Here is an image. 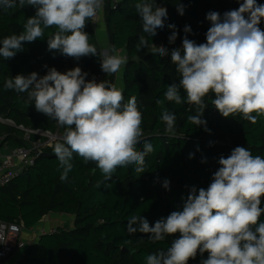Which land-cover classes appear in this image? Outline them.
I'll list each match as a JSON object with an SVG mask.
<instances>
[{
  "label": "trees",
  "instance_id": "1",
  "mask_svg": "<svg viewBox=\"0 0 264 264\" xmlns=\"http://www.w3.org/2000/svg\"><path fill=\"white\" fill-rule=\"evenodd\" d=\"M138 2L104 0L102 17L109 52L114 46L127 57L120 76L124 103L135 96L142 113L143 137L137 150L142 151L145 142L155 149L145 157L146 171L138 176L134 166L129 165L117 168L112 178L105 180L94 162L85 164L74 154L73 169L67 181H62V169L54 153L55 144L62 141L54 142L32 166L0 187V221L30 229L46 214L61 213L72 216V223L39 235L36 242L24 247L16 264H146L148 255L166 251L179 233L153 242L148 234L135 230L136 225L129 223L131 217H146L154 224L171 212L182 210L192 188L197 193L200 188L207 189L219 168V158L227 157L237 146H245L253 155L264 157V116L258 117L255 124L239 113L224 117L212 104L215 98L212 93L203 98L206 108L201 118L206 125L196 126L188 121L187 117L197 115L199 109L187 103L182 90L184 103L165 101L164 107L176 117L173 132H166V125L160 120L162 109L156 101L164 99L168 85L179 83L180 75L171 61V52L160 56L152 54L150 48L137 47L141 36L149 44L163 45L171 51L182 49L185 36L197 44L206 43V32L211 26L206 15L215 11L223 17L225 12L238 9L242 0H150L154 6L165 7L168 13L165 27L157 29L152 38L142 30L135 8ZM256 2L264 4V0ZM180 5L183 15L177 10ZM35 13V7L22 8L18 0L14 8H0V42L23 32L27 19ZM93 20L86 22L84 31L89 35V43L101 51ZM169 25H175L174 42H169L173 32ZM185 26L191 31L185 33ZM259 27L264 30V19ZM55 31L46 29L44 38L23 42L13 58L0 57V116L10 118L16 125L64 130L55 120L35 110L27 92L6 89L7 79L32 72L43 77L51 68L64 73L80 67L88 74L86 80L102 74L99 56H84L73 62L59 51H50L47 38ZM108 81L115 83V74L109 75ZM0 134L5 135L8 146L22 144V131L15 126L0 123ZM165 180L169 181L166 190ZM261 206L264 207V201ZM260 219L264 222V215ZM122 248L127 251L121 252ZM206 258L207 253L203 256L198 253L188 264H200Z\"/></svg>",
  "mask_w": 264,
  "mask_h": 264
},
{
  "label": "clouds",
  "instance_id": "2",
  "mask_svg": "<svg viewBox=\"0 0 264 264\" xmlns=\"http://www.w3.org/2000/svg\"><path fill=\"white\" fill-rule=\"evenodd\" d=\"M19 6L36 8L33 17L24 24L23 32L5 37L0 42V57L13 58L23 42L44 38L46 29L56 31L47 38L48 49L79 59L99 56L101 69L116 74L127 57L113 46L111 53L98 51L89 43L84 31L86 22L104 8V0H18ZM17 0H0V8H14ZM148 37L157 35L165 27L167 9L150 0L135 5ZM183 15V6H178ZM247 16V18H246ZM206 19L211 26L206 43L197 44L187 36L182 49L171 51V61L180 75L178 84H170L161 107L160 120L166 132L172 133L176 117L164 107L165 101L179 105L185 102L198 106V114L187 117L196 126L206 125L201 117L206 108L203 98L214 94L212 104L224 117L242 114L255 124L264 116V4L256 0H242L238 9L220 13L210 11ZM169 42L176 39L175 25ZM185 33L191 31L185 26ZM138 49L150 48L154 55H168L163 45L156 46L145 36L139 38ZM87 73L75 67L64 73L55 68L43 77L36 72L28 76L16 75L5 81L6 89L27 92L35 110L55 120L64 128L62 142L56 143L54 153L62 169L60 179L67 181L76 154L85 164L94 162L105 180H110L120 167L134 166L138 176L146 171L145 157L154 152L151 143H141L142 113L136 97L124 103L123 90L105 80H86ZM255 113V115H253ZM207 189L195 187L187 196L182 210L171 212L150 224L146 217L133 216L129 223L136 231L148 234L153 242L179 233L167 250L146 257V264H188L199 253L207 258L200 264H264V157L253 155L245 146L235 147L227 157L218 160ZM163 186L168 188L169 181Z\"/></svg>",
  "mask_w": 264,
  "mask_h": 264
},
{
  "label": "built area",
  "instance_id": "3",
  "mask_svg": "<svg viewBox=\"0 0 264 264\" xmlns=\"http://www.w3.org/2000/svg\"><path fill=\"white\" fill-rule=\"evenodd\" d=\"M93 79L100 82L102 74H98ZM0 123L15 126L22 131V144L14 147L8 146L5 143V135L0 134V187L7 184L23 169L32 166L35 159L51 147L54 142L62 141L64 133L42 127L31 129L21 124L16 125L10 118L2 116H0ZM22 230L20 225L0 221V260H5L16 250L22 251L24 249L26 243L19 237ZM55 231V228L41 229L38 235Z\"/></svg>",
  "mask_w": 264,
  "mask_h": 264
},
{
  "label": "crops",
  "instance_id": "4",
  "mask_svg": "<svg viewBox=\"0 0 264 264\" xmlns=\"http://www.w3.org/2000/svg\"><path fill=\"white\" fill-rule=\"evenodd\" d=\"M101 13V16H102V11L100 12ZM109 51V49L107 50ZM111 53V52H109ZM118 53H122L121 51H118ZM102 74H103V79L102 81H105V80H109V75L105 72L102 71ZM118 75L115 74V83L117 82V78H118V81L119 83L118 84H115L118 88L121 89V77H117ZM64 132V130H63ZM53 220H58V224H60L61 226H64L65 224H70L72 222V216L70 217V215H66V214H59V213H49V214H46L42 220L34 227L30 228V229H24L22 230V232H24L21 236V240L24 241L27 244L29 243H33V242H36L37 239L39 238V235L35 232V227L36 229L39 231L41 229H45V230H50L51 228H56L58 227L59 225H54V222ZM71 225V224H70ZM39 227V228H37ZM30 231V232H28ZM28 239H30V241H27ZM21 251H15L14 253H12L8 258H6L5 260L1 261L0 264H16L17 262V259L20 255Z\"/></svg>",
  "mask_w": 264,
  "mask_h": 264
},
{
  "label": "rangeland",
  "instance_id": "5",
  "mask_svg": "<svg viewBox=\"0 0 264 264\" xmlns=\"http://www.w3.org/2000/svg\"><path fill=\"white\" fill-rule=\"evenodd\" d=\"M94 27H95V32H96V38H97V40H98V43H99V46H100V48H101V51H107L108 49H109V47H108V41H107V31H106V26H105V22H104V20H103V17L101 16V13H99L95 18H94ZM159 47V46H158ZM109 52V51H108ZM168 52H171V50H169L168 49ZM120 55H123L122 53H119ZM124 56V55H123ZM70 59L74 62V61H76L77 59H75V58H72V57H70ZM123 68V65H122V67H121V69H120V71L118 72V73H116V75H118L117 77H119L120 78V76H121V74H122V69ZM119 83V81H118V78H117V82L115 83V84H118ZM71 217V216H70ZM53 221H55L54 222V225H59V226H61L60 224H58V220H53ZM72 223V222H71ZM70 223V224H71ZM69 224V225H70ZM65 225H68V224H65ZM64 225V226H65ZM37 228H39V227H37ZM25 232V231H24ZM24 232H22V234L24 233ZM28 232H30V231H28ZM35 232L38 234L39 233V231L36 229V227H35ZM22 234H20V238H21V236H22ZM22 239V238H21ZM25 241V240H24ZM27 241H30V239H28Z\"/></svg>",
  "mask_w": 264,
  "mask_h": 264
},
{
  "label": "water",
  "instance_id": "6",
  "mask_svg": "<svg viewBox=\"0 0 264 264\" xmlns=\"http://www.w3.org/2000/svg\"><path fill=\"white\" fill-rule=\"evenodd\" d=\"M164 189L166 190L167 188L164 187ZM127 251L125 248L121 249V252ZM134 251H130V253H133Z\"/></svg>",
  "mask_w": 264,
  "mask_h": 264
}]
</instances>
